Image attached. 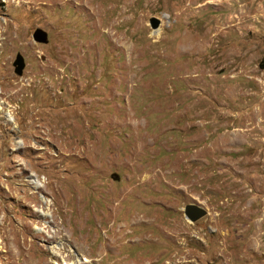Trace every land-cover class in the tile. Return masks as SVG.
Here are the masks:
<instances>
[{
  "label": "rangeland",
  "instance_id": "374dc122",
  "mask_svg": "<svg viewBox=\"0 0 264 264\" xmlns=\"http://www.w3.org/2000/svg\"><path fill=\"white\" fill-rule=\"evenodd\" d=\"M80 260L264 264V0H0V264Z\"/></svg>",
  "mask_w": 264,
  "mask_h": 264
},
{
  "label": "water",
  "instance_id": "95a60500",
  "mask_svg": "<svg viewBox=\"0 0 264 264\" xmlns=\"http://www.w3.org/2000/svg\"><path fill=\"white\" fill-rule=\"evenodd\" d=\"M149 25L152 30H156L160 25V21L155 17L150 18ZM32 38L35 42H44L45 34L40 29H36L32 35ZM13 66L15 67L14 70L15 74L21 76L22 71L25 67L24 59L21 55L16 56ZM205 214H206L205 210L197 205L191 204V205H187L184 208V216L190 222H196L200 218L204 217Z\"/></svg>",
  "mask_w": 264,
  "mask_h": 264
},
{
  "label": "bare ground",
  "instance_id": "6f19581e",
  "mask_svg": "<svg viewBox=\"0 0 264 264\" xmlns=\"http://www.w3.org/2000/svg\"><path fill=\"white\" fill-rule=\"evenodd\" d=\"M36 183H37V182H35L34 180L32 181V184H34V186L37 185ZM85 262H87V261L85 260ZM79 263L82 264V261L80 260ZM79 263H78V264H79ZM54 264H58V263H54ZM69 264H74V263H69Z\"/></svg>",
  "mask_w": 264,
  "mask_h": 264
}]
</instances>
